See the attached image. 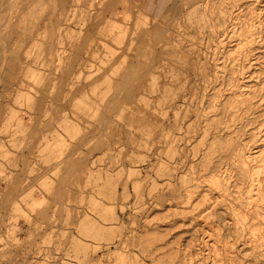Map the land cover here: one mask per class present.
<instances>
[{"label": "rangeland", "instance_id": "obj_1", "mask_svg": "<svg viewBox=\"0 0 264 264\" xmlns=\"http://www.w3.org/2000/svg\"><path fill=\"white\" fill-rule=\"evenodd\" d=\"M182 1L6 6L16 34L0 51V264H264L247 244L253 231L227 211L249 194L240 156L264 161V79L225 56L228 36L209 42L203 0ZM132 63L136 99L120 94L105 126L102 108ZM241 92L259 96L231 107ZM220 113L225 123L205 134ZM214 135L237 147L204 171ZM252 210L248 224L264 230Z\"/></svg>", "mask_w": 264, "mask_h": 264}, {"label": "bare ground", "instance_id": "obj_2", "mask_svg": "<svg viewBox=\"0 0 264 264\" xmlns=\"http://www.w3.org/2000/svg\"><path fill=\"white\" fill-rule=\"evenodd\" d=\"M11 1L12 0H0V51L3 49L5 50V48L9 47V41L16 34L15 29L12 27V21L11 19L8 18L10 14H5L6 13L5 11H8L7 7H9L7 5L13 6L15 4ZM114 1H118V0H114ZM203 1L205 5L200 15H201V19L204 21L203 22L204 27H208L207 29L204 30V33L209 36V42H211L213 39H215L216 36L219 35L224 34L228 36V38H230L232 42H235V45L232 48H226L225 56H227L228 58L238 57L240 60L243 61V68H246L249 65V68L251 69L250 71L251 74H256V73L262 74V78L264 79V65L263 62L261 61V57L257 53L259 49H264V36H263L264 35L263 34L264 0H255L258 2V5L256 6L252 5L253 3L244 2L243 0H234L233 2H228L227 0H203ZM178 2L179 1H175L174 2L175 4L174 3L173 4L180 5V3ZM177 5L174 8L172 6L173 8L172 17L173 16L178 17V15L181 16L182 11H180ZM172 8H170V10ZM9 10H11V8H9ZM4 14L8 15L7 16L8 19ZM30 26L31 24L29 25V27ZM165 32L166 31L163 30L162 32L159 29L158 31H156L155 34L152 33V35H154V37L156 36L157 38H159ZM23 36L25 37L26 35L23 34ZM25 41L21 43L24 44ZM80 49L81 48L79 47L77 48V50ZM16 51L17 49L11 48L10 54H8L10 56H7L10 57L8 63H6L8 65L7 67L9 73H11V68L14 67V64L17 61ZM144 51L145 49L141 50L142 53ZM232 51L234 55H231ZM19 52H21V50ZM139 56L140 54H138L136 58H138ZM137 67L138 64L132 63L128 68H126V70L123 72V77H121V79L118 82L119 84L116 92H114V94L111 95L106 100V103L102 108L101 122L103 125L105 124L106 126L111 123L110 118L112 115L110 117H108V115L112 111V109H114L115 111L118 102H120V94L123 95L125 93L124 96L126 95L125 97L128 100V102L134 101L136 99V90L139 86L137 85V82H141L143 80L142 78H138L136 75L137 72L139 71ZM70 69L73 68L70 67L69 71ZM61 83H64V81ZM61 85L62 84H60V86ZM238 93H239L238 91L233 92L234 95H237ZM231 96L232 95H228V97ZM240 96H242L240 101L236 102L235 104H232L231 107L234 108V105H238L239 103L250 104L259 95L256 94L249 98L247 97V93L241 92ZM55 101H57V99ZM222 107H223V113L230 114L227 110V102H223ZM223 113L217 114L218 116L216 118L206 117L205 130H204L205 134H209L210 136L213 132L216 133L219 130L221 125L225 123L223 120ZM179 126H180L179 123L175 124L176 128L177 127L179 128ZM192 130L196 131V128L193 127ZM203 143H205V150L204 153L201 155L202 158L200 159L198 165L204 171H209L213 166H215L214 165L215 162H213L215 155H217L218 153H225V154L231 153L237 147V144H235V142L233 143L232 140H224L223 137H220L218 135H214L212 140L209 138H205ZM240 157L241 158L239 160L241 165H239L240 173L238 175L241 181L245 180L248 183H250L249 194L248 196L244 197V200L246 202H241L240 205H235L233 207H230V209H227V211H230L229 213L235 217V221L240 222L244 226L248 227L251 232L253 231L251 233V237L248 240L247 244H249V247L256 255L254 263H257L260 261V257L264 258V230H259V231L254 230L253 228L256 225H258L256 223L251 225L248 224L245 208L248 205L253 206V210L252 212H250V214L257 220H260L261 218L264 217V213L259 211V209L264 207V176H263L264 161L259 159V157L254 156V154L247 157H243V156ZM221 185L223 186L222 181L218 180L217 186L220 187ZM217 255H219L218 252ZM263 260L264 259H262L261 261Z\"/></svg>", "mask_w": 264, "mask_h": 264}]
</instances>
